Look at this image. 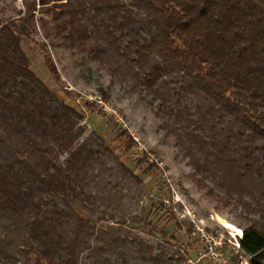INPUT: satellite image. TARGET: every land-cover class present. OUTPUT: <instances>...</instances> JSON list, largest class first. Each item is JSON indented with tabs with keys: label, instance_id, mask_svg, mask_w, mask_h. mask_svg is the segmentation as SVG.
I'll return each instance as SVG.
<instances>
[{
	"label": "trees",
	"instance_id": "obj_1",
	"mask_svg": "<svg viewBox=\"0 0 264 264\" xmlns=\"http://www.w3.org/2000/svg\"><path fill=\"white\" fill-rule=\"evenodd\" d=\"M8 2L0 0V264L184 260L164 243L137 238L133 252L118 235H99L89 216L99 184L115 196L141 181L37 74L24 43L39 29L52 47L134 80L157 103L191 179L245 224L243 249L264 264V0H23L16 16ZM44 63L60 84L54 60ZM116 141L126 154L136 146L128 130ZM154 168L164 173L156 163L145 173Z\"/></svg>",
	"mask_w": 264,
	"mask_h": 264
},
{
	"label": "rangeland",
	"instance_id": "obj_2",
	"mask_svg": "<svg viewBox=\"0 0 264 264\" xmlns=\"http://www.w3.org/2000/svg\"><path fill=\"white\" fill-rule=\"evenodd\" d=\"M8 6L7 15L16 16L14 9H22L23 0H9ZM37 17H40L39 13ZM33 37L37 42L25 38L24 48L37 74L57 90L66 102L82 112L87 135L95 134L103 138L120 160L140 178L141 182L131 180L132 190H125L124 195L112 196L110 188L104 183L99 184L98 208L89 213V216L100 236L112 240L118 235L117 238L122 240L120 245L133 252V242L137 238L144 244L164 243L173 247L172 252L176 249L182 251L184 260L180 264H189L190 261L194 263L201 249L190 238L188 225L173 217L161 205V199L168 195L165 184L173 187L206 224L215 225L211 220L214 217L231 220L242 228L245 227L229 210H218L193 182L188 160L184 159L175 145L174 135L164 129L162 118L156 114L157 103H151L150 96L143 97L145 94L139 92L134 80L128 79L122 83L117 73H109L79 51L52 47L49 40L44 39L40 29ZM44 45L47 46L46 51L43 50ZM46 56H50L56 63L61 75L60 84L48 72L44 63ZM64 90L70 91L72 97L68 98ZM103 93L107 96L106 100ZM99 97L116 112L117 117L103 109V105L96 101H99ZM87 102L93 104L95 110L85 108ZM121 130H128L135 137L136 146L127 154L116 141ZM156 161L164 175L156 168L146 174L149 165ZM163 191L164 195L161 196ZM149 224L166 232L167 236L158 232L152 234Z\"/></svg>",
	"mask_w": 264,
	"mask_h": 264
},
{
	"label": "built area",
	"instance_id": "obj_3",
	"mask_svg": "<svg viewBox=\"0 0 264 264\" xmlns=\"http://www.w3.org/2000/svg\"><path fill=\"white\" fill-rule=\"evenodd\" d=\"M96 101L103 105L106 112L117 117L116 112L106 105L102 97H99V101ZM155 163L159 165L158 161ZM165 188H168V195L161 199V203L170 209L180 222L190 224V238L201 249L198 259L194 263L190 261L189 264H202L204 262L212 264H251V257L242 246L245 236L244 228L231 220L215 219L214 217L211 220L215 225L206 224L197 217L173 187L165 184ZM164 192L161 196L164 195Z\"/></svg>",
	"mask_w": 264,
	"mask_h": 264
}]
</instances>
